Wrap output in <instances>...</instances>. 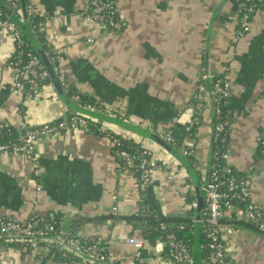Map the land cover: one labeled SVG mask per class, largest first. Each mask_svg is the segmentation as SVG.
I'll list each match as a JSON object with an SVG mask.
<instances>
[{"label": "crops", "instance_id": "obj_1", "mask_svg": "<svg viewBox=\"0 0 264 264\" xmlns=\"http://www.w3.org/2000/svg\"><path fill=\"white\" fill-rule=\"evenodd\" d=\"M90 1L28 0L43 19L47 46L60 51L74 94L83 93L100 106L88 107L67 95L88 118L89 130L81 127L44 137L33 158L23 153L0 155V215L24 220L54 211L62 228L106 240L112 256L106 264H130L135 252L128 243L132 236L145 239L143 264H177L156 253L154 240L146 236L147 223L137 216L144 202L138 177L131 166H121L108 133L139 142L150 151L161 147L166 156L167 151L153 137L166 132L173 137L171 145L185 155L197 82L203 72L220 75L227 64L231 82L229 163L236 172L250 175L253 198L264 208V161L259 158L264 138V5L254 14L251 31L235 42L234 22L230 31L217 25L238 0H117L126 22L120 32L85 20ZM225 5L230 11L224 10ZM16 15L22 18V11ZM23 34L34 49L38 45L44 49L39 38ZM14 50L10 32L0 29V118L22 127L79 113L51 79L32 99L13 93L9 58ZM209 96L210 106L196 138L195 169L201 183V161L208 170L211 156V92ZM167 156L176 163L178 180L187 182L193 193H183L180 201L164 176L156 174L150 178L145 200L159 216L171 218L190 211L185 197L196 195L184 164L172 154ZM226 241L233 264H264V233L252 224L239 223V230L226 236ZM18 245L0 240V264H63L49 256L41 261Z\"/></svg>", "mask_w": 264, "mask_h": 264}, {"label": "built area", "instance_id": "obj_2", "mask_svg": "<svg viewBox=\"0 0 264 264\" xmlns=\"http://www.w3.org/2000/svg\"><path fill=\"white\" fill-rule=\"evenodd\" d=\"M8 1L13 5H17V2L21 0ZM259 4L264 5V0H244L237 4V11L230 13L228 20L225 22L226 27L230 28L233 22L239 26L236 29L233 41L237 42L251 31L253 16ZM10 8L12 9L11 6ZM27 12L28 14L35 13L31 5H29ZM85 20L94 22L103 29L112 32H120L125 29L126 25L119 12L117 0H91L89 9L85 14ZM0 29L10 32L15 40V50L9 58V65L14 70L12 92L21 94L26 99H32L41 93L45 81L49 78V72L36 51L32 48H25L26 41L23 32L17 23L1 8ZM88 41L93 42V39L90 38ZM25 56L28 61L23 64ZM49 59L61 85L66 90L69 83L66 78V71L61 64L59 49L54 48L52 55H49ZM228 71L229 66L225 64L220 75L203 72L192 97L197 100V103L192 105V124L201 125L203 114L210 106L207 100V94L209 93L207 83H213L211 94L216 104L214 103L212 106L213 117L210 119L212 125L211 139L215 131L218 134L224 130L223 122H219L215 126V118L216 114L221 115L220 100L228 101L231 94V82L227 76ZM74 99L79 100V96L75 95ZM89 123L88 118L80 113L67 115L41 125H24L22 127H15L8 120L0 118V155L23 153L29 158H33L37 151V144L42 138L81 127L89 130ZM108 136L112 140L114 154L121 164L124 167L131 166L138 173V189L145 200L152 172L165 168L163 162L144 145L132 150L125 147V136L115 133H108ZM160 136L168 143H173L171 134L165 132L161 133ZM195 152L193 146L184 150L185 155L196 156ZM259 156L264 161V138L261 140ZM221 157L226 163L224 165L220 163L213 164L210 169L206 170L205 173L203 172V182L201 183L206 197L201 224L204 225V233L209 249L207 264H233L227 256L226 236L235 234L239 230V223L248 222L258 231L264 233V208L259 206L253 198L250 175L241 176L228 162L230 158L229 147L226 148ZM34 163L35 167L39 166L36 160ZM169 178L172 177L169 176ZM187 186L190 187L189 184ZM147 207L149 209V206ZM114 209L117 211L116 206ZM58 221L57 213L54 211L42 215L33 214L30 218L24 220L0 215V240L18 243L22 252L36 254L41 261H44L47 256L56 260L50 254L49 246L51 244H54L61 251L62 260L57 261L63 264H106L112 261V256L108 252L104 238L83 237L71 230L62 228ZM161 227L168 230L170 226L162 223ZM180 228H183V225ZM168 237L169 256L172 261L177 264H196L188 245L178 240L173 233H169ZM128 243L135 248L130 264H143L145 239L132 236L128 239ZM165 247L166 245L162 239L156 240L154 251L161 255ZM43 249H47V254L43 253Z\"/></svg>", "mask_w": 264, "mask_h": 264}, {"label": "trees", "instance_id": "obj_3", "mask_svg": "<svg viewBox=\"0 0 264 264\" xmlns=\"http://www.w3.org/2000/svg\"><path fill=\"white\" fill-rule=\"evenodd\" d=\"M3 1L6 4H9L17 14L21 13V9H22L21 1H18L17 5H13L8 0H3ZM242 1H244V0H238L237 4H239ZM261 4H259L257 10L262 6ZM26 5H27V9H28V7H29L28 0H26ZM237 10H238V5H236L235 9L230 13H233ZM230 13L225 14V17H223L224 22L228 20ZM28 18L30 20V26H31L32 30L38 36V38L40 39V41L44 47L45 53L48 56L49 55L51 56L52 52L54 50V47L53 46H47L46 41H44L45 40L44 34L42 33L43 25H44L43 19L40 18L39 15H37V13H29ZM234 24H235V27L237 29L239 27L238 24L237 23H234ZM24 38L26 41L25 48L34 49L32 44L28 41V39H26L25 36H24ZM27 61H28V59L25 56L23 64H25ZM49 82H50V78H48L45 81V84L49 83ZM25 83H27V82H25ZM207 86H208V91L211 92L213 90V83L208 82ZM66 92L71 98H74L75 95H78L79 96L78 102L82 105H87L88 107H96V108H99V106H100V103L96 99H94V100L86 99V96L83 93L74 94V91L72 90L70 85H69V87L66 88ZM227 102L228 101L220 100L221 115L218 116L216 114L215 126L219 122H223L224 130L218 134H217V131H215V133L212 136L209 169L215 163H220L222 165H224L226 163L222 159L221 155L226 150V148L229 146V138H230V133H231L230 118H229L228 110H227ZM196 103H197V100L192 98V105H195ZM214 103L216 104V101H214V98H213V104ZM76 113H78V112H76ZM72 114H74V113H70L69 116ZM199 126L200 125H197L196 123L192 124V127L190 129V134H191L190 137L197 138V131H198ZM98 133H100V132L98 131ZM110 133H113V132H110ZM171 144H173V143H171ZM141 145L142 144L139 142H135V141H132L131 139L129 140L127 138H124V146L130 150L138 148ZM190 147L191 146L186 147L185 149H189ZM113 151H114V148H113ZM184 156H185V158H187L190 161V163L193 167H197L198 159L196 156H194V155H184ZM259 158H260V156H259ZM121 166H123V164H121ZM197 172L199 174L198 170H197ZM136 175L138 176V173H136ZM246 175H248V174L241 173V176H246ZM187 200L189 202H196V198H195L194 194H191V193L187 196ZM141 205H142L141 206L142 209L140 212L137 213V216L143 218L145 220V222L147 223V228L145 229L146 236L149 238V240L153 239L156 241V240L162 239L166 245L165 250L161 254V256L171 259L169 256V247H168V242H169L168 234L169 233L175 234L178 240H181L186 245H188L191 252L193 253V256H194L195 211H196L195 208H192L190 211L185 212L183 215H178L176 217L168 218V217L159 216V214H157L153 210L152 206H150L146 200H144L143 204H141ZM147 206H149V209ZM204 210H205V204H204V207L202 210L201 218H202V216H204ZM57 219L59 220L58 217H57ZM59 223H60V221H58V224ZM162 223L169 224L170 227L168 228V230H164L161 227ZM181 225H183V228H180ZM199 232L200 233H199L198 248L200 249V252H199L198 256H199V259L203 260V264H207L209 249H208V245H207V238H206V235L204 233V225L203 224L200 225ZM49 249H50V254H52V257L54 259L62 260V256L60 255L61 251L57 247H55L54 244H51L49 246ZM143 255L145 256L144 251H143Z\"/></svg>", "mask_w": 264, "mask_h": 264}, {"label": "water", "instance_id": "obj_4", "mask_svg": "<svg viewBox=\"0 0 264 264\" xmlns=\"http://www.w3.org/2000/svg\"><path fill=\"white\" fill-rule=\"evenodd\" d=\"M21 6H22V18H18L16 13L10 8L8 4H6L3 0H0V8L14 21L17 23L21 31L25 32L30 36V38H38V36L35 33H32L31 30L28 28V25H30V20L28 18V12L26 8V0H21ZM219 11V10H218ZM217 11V12H218ZM34 32V31H33ZM35 35V37L33 36ZM36 53L41 57L46 69L49 72V78L51 79L52 83L56 86V88L59 90V93L63 98L66 100L67 104L75 110V111H81V108L74 102L70 100V98L67 96V92L64 90L63 86L61 85L56 71L53 67L52 62L49 59V56L45 53L44 49L41 46H37L36 49H34ZM213 117V116H212ZM153 137L156 139V142L159 143L167 152L174 155L178 158V160L184 164V167L186 169V172L188 173L189 177L191 178L193 182V188L195 190L196 195V211H195V248H194V258L196 264H202L201 260L198 257V254L200 252V249L198 248L199 244V229L201 225V214L202 210L205 204V190L201 187V181L199 179V174L195 167H193L190 163V161L185 158V156L178 152L173 145L168 143L165 139H163L160 135L154 134ZM155 244V240L153 242Z\"/></svg>", "mask_w": 264, "mask_h": 264}, {"label": "rangeland", "instance_id": "obj_5", "mask_svg": "<svg viewBox=\"0 0 264 264\" xmlns=\"http://www.w3.org/2000/svg\"><path fill=\"white\" fill-rule=\"evenodd\" d=\"M227 7H228V5H225L224 10L228 12L230 10ZM225 22H224V20H219L217 27L221 26V28L223 30H229V31L234 29L233 26L231 28H227L226 25H225L226 24ZM227 59H226V61H228ZM207 100H208V102H210L209 93L207 94ZM202 125L203 124H201L199 126V128ZM189 139H190L189 144L191 146L195 147V151H196L195 154H196V157H197V146H198L197 145V139L193 138V137H191ZM151 152H152L153 155L158 156L161 159V161L163 162V164L166 166V169L165 168H160V169L154 170L152 172V177H155L156 174H162L164 176L166 182H168L169 186L171 187L173 195L175 196V198H178L180 201L184 199L182 197L183 193H185V192L193 193L192 187H188L187 186V182H180L178 180L177 175H176V170H175V164L176 163L170 157L167 156V155L170 154L169 152H165L167 154L165 156V154L161 150V147H157V146L156 147H151ZM228 162H230V158H229ZM200 169L205 173V171H206V162L201 161ZM169 176H171L172 178H169ZM184 180H185V177H184ZM185 201L187 202L186 205H185L187 209H192V208L196 209V205H197L196 202H189L187 200V196L185 197Z\"/></svg>", "mask_w": 264, "mask_h": 264}]
</instances>
